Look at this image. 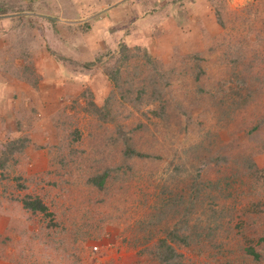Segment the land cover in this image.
I'll return each instance as SVG.
<instances>
[{"label":"rangeland","instance_id":"1","mask_svg":"<svg viewBox=\"0 0 264 264\" xmlns=\"http://www.w3.org/2000/svg\"><path fill=\"white\" fill-rule=\"evenodd\" d=\"M263 116L264 0H0V264H155L166 230L195 240L214 212L183 264H264L222 187H248L226 179L240 154L264 168ZM198 171L214 187L188 208Z\"/></svg>","mask_w":264,"mask_h":264},{"label":"trees","instance_id":"2","mask_svg":"<svg viewBox=\"0 0 264 264\" xmlns=\"http://www.w3.org/2000/svg\"><path fill=\"white\" fill-rule=\"evenodd\" d=\"M36 0H24V3L28 2H35ZM197 70V68H196ZM198 71V70H197ZM239 83V82H238ZM241 85V84H240ZM222 87V86H221ZM224 87V86H223ZM239 88L235 91L232 92V96L230 95L228 97L229 101H236L234 100L235 97L239 96L240 97V92ZM227 98V97H226ZM109 115V113H106ZM264 125V116L261 117L257 123L250 129L248 132L249 135H251L252 141H259L258 138L260 135L258 134V131L262 126ZM128 145V144H127ZM127 152L128 156H131L132 154H135L134 152L132 153V148L130 145L127 146ZM137 155V154H136ZM237 162L235 161V170L230 174V176H227L226 179L229 177L232 179V175L236 173H240V177L247 178L246 173L249 175V182H248V187L239 189V190H234V191H229L225 188L226 183L222 184L223 191L225 192L224 198L225 200L229 201L232 203V205L229 204V206L225 205V208L229 209L231 208V211L236 213H244L247 219L244 220L245 218L242 216H236V229L237 233H240V239L244 240V246H243V255L253 259L255 261H259L260 263L262 262V253L264 254V233L260 230L259 223H256L255 220L251 219L249 216L250 213H252L254 210L264 212L262 209L264 208V199H257V198H250L249 195H251L250 188L255 186H258V184H263L264 185V168L263 169H258L256 165H254L253 162L248 160V157L243 156V155H238L237 156ZM222 159L224 162H227L229 159V156L225 155L222 156ZM221 160V159H220ZM1 166V164H0ZM243 170H245L243 172ZM110 169H106L102 174H98L95 177H92L89 179V184L92 186L96 187H103L105 179L109 177ZM208 186L209 189L214 187V182L212 178H205L202 176V174L198 171L194 175H191L189 178V182L185 185V196L187 197V206L188 208H191L192 202L194 199L200 197L204 192V189ZM240 199V201H239ZM235 200V204L233 201ZM22 205L26 210H29L33 213H41L44 216L51 217L52 214L48 212L47 207L38 199H32L30 196L26 197L25 199L22 200ZM249 210L250 213L246 212ZM214 216L213 218H210L209 223H207L205 226H201V230L198 231V234L195 238V240H190L192 236L188 234L189 229L186 228V226H180L179 224H176L175 226L169 228V230H166L164 232V236L162 238H159L157 240L156 245L154 246L152 250V255L153 259L155 261V264H183V255L178 252V249H184L187 251H191L190 249L192 248V253L200 255L199 251L195 250L194 251V246L198 247L200 243V237L204 236L205 233L209 231H214L216 228L218 230L219 222L217 219L220 220L222 218L225 220L224 217H222V214H217L214 212L212 214ZM248 217V218H247ZM244 218V219H243ZM214 220H217V224L214 223ZM201 221V220H200ZM212 222V223H211ZM214 224H216L214 226ZM262 224V223H261ZM213 227V228H212ZM235 228V227H234ZM199 229V226H198ZM214 229V230H213ZM228 229V227H227ZM186 230V231H185Z\"/></svg>","mask_w":264,"mask_h":264}]
</instances>
